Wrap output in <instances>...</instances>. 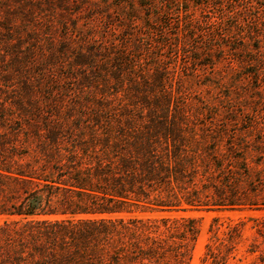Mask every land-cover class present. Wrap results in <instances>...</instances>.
<instances>
[{"label": "trees", "instance_id": "16d2710c", "mask_svg": "<svg viewBox=\"0 0 264 264\" xmlns=\"http://www.w3.org/2000/svg\"><path fill=\"white\" fill-rule=\"evenodd\" d=\"M195 2L4 0L0 264H189L200 223L182 212L203 210L202 263L236 258L246 220L221 213L264 211V136L194 83L231 54L255 63L257 0ZM249 219L247 264H264Z\"/></svg>", "mask_w": 264, "mask_h": 264}, {"label": "rangeland", "instance_id": "374dc122", "mask_svg": "<svg viewBox=\"0 0 264 264\" xmlns=\"http://www.w3.org/2000/svg\"><path fill=\"white\" fill-rule=\"evenodd\" d=\"M195 1L198 2L200 0ZM3 2L4 0H0L1 17L4 15ZM196 9L198 10V16L205 18V15H203L205 14L204 11L200 7ZM58 11L59 9L56 10V15H54L55 19L60 17L59 13L61 12ZM254 11L259 13L256 25L257 36L252 40L253 46L257 48L255 63L250 65L247 62L232 59L230 58L233 57L232 54L229 59L215 60L216 72L209 74L211 70L213 71V68L207 67L209 72L200 79L195 80L194 90L196 92L193 99L199 103L202 100H209L212 103V111H218L223 119H236L239 123L246 125L254 123L262 130V135L264 136V0H257V6ZM39 14L42 18L36 22V28L40 33H43L47 25L46 22L50 19L52 13L46 11V13ZM72 18L75 19L74 16ZM42 19L44 20L42 21ZM79 22L82 23L83 19L81 18ZM63 27L61 23H56L53 26L56 38H61L64 31ZM4 49L8 50L5 42L0 40V55ZM6 59H10V55H7ZM204 61L210 60L208 58ZM5 67L6 64L0 62V69ZM219 75H223V80L219 78ZM206 82L208 83L207 85L203 84ZM206 116L210 117L212 114L208 111ZM182 214L194 216L199 220L200 232L189 264H203L201 258L211 235V224L217 213L203 210L182 212ZM221 215L223 217L222 221H227L230 218L235 220L243 218L246 220L245 240L240 244L237 256L231 259L230 264H247L252 256L246 257V248L254 240L257 228V222L249 218L252 216H263L264 211H228L221 213ZM258 240L262 241L263 239L259 237Z\"/></svg>", "mask_w": 264, "mask_h": 264}]
</instances>
